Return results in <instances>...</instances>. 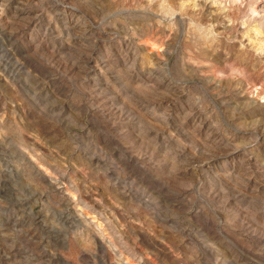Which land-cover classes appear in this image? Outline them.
Listing matches in <instances>:
<instances>
[{
  "label": "rangeland",
  "instance_id": "1",
  "mask_svg": "<svg viewBox=\"0 0 264 264\" xmlns=\"http://www.w3.org/2000/svg\"><path fill=\"white\" fill-rule=\"evenodd\" d=\"M0 264H264V0H0Z\"/></svg>",
  "mask_w": 264,
  "mask_h": 264
}]
</instances>
